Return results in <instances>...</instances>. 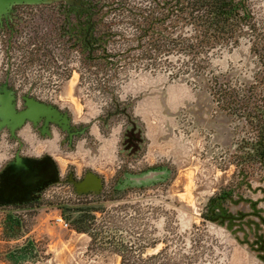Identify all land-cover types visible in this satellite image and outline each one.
Segmentation results:
<instances>
[{"label":"rangeland","instance_id":"374dc122","mask_svg":"<svg viewBox=\"0 0 264 264\" xmlns=\"http://www.w3.org/2000/svg\"><path fill=\"white\" fill-rule=\"evenodd\" d=\"M134 3L147 5L141 0ZM248 3L264 29V0ZM51 7L55 6L23 7L24 14L27 12L23 17L31 20L38 8ZM249 42L245 38L235 48L211 52L212 70L229 73L236 86L242 79H251L259 71ZM57 47L55 52L61 53ZM137 53L132 51L134 57L126 60V65L114 64L109 72L98 64L87 69L75 52L63 60L65 69L51 73V64L46 67L41 60L40 71L30 70L25 84H33L38 96L66 107L75 121L82 122L98 119L111 95L119 101L133 99V114L148 139L147 155L169 159L171 187L130 191L118 197L105 187L98 198L76 197L66 187L54 188L35 210L14 214L22 218V228L13 237L4 232L5 214L0 212V264H259L225 230L201 216L203 203L214 190L236 182V167L228 150L236 123L219 114L213 118L215 115L203 108L207 94L195 90L192 79L169 78L168 73L180 65L178 55L161 56L151 68L137 61ZM119 129L120 123L112 125V136L101 140L99 151L80 148L63 157L66 161L61 167L67 161L85 163L108 184L115 169L114 134ZM260 178L264 186V177ZM84 203L98 209L90 227L111 230L120 240L124 257L115 247L101 246L88 234L77 232L58 208ZM57 217L68 227L57 223ZM26 244H31L27 253L18 260L12 258L14 251ZM159 252V257L150 258Z\"/></svg>","mask_w":264,"mask_h":264},{"label":"flooded vegetation","instance_id":"af4514ba","mask_svg":"<svg viewBox=\"0 0 264 264\" xmlns=\"http://www.w3.org/2000/svg\"><path fill=\"white\" fill-rule=\"evenodd\" d=\"M78 1L77 5L63 2L57 8H38L31 20L23 17L27 13L23 7L50 4L14 5L0 14V123H4L0 127V212L5 214L4 224L11 220L21 224L22 218L14 214L35 210L54 188L66 187L76 197L98 198L105 187L116 197L130 191L171 187L169 159L155 157L153 161L147 155L148 139L133 114V99L120 102L111 95L98 119L82 122L75 121L66 107L38 96L36 86L25 84L30 70L40 71L41 60L46 67L51 64L50 73L55 72L64 68L66 62H62L71 52L87 69L95 64L103 66V60L92 61V18L82 0ZM56 47L61 53L55 52ZM93 53L104 52L95 49ZM203 106L215 115L213 118L219 114L236 123L228 150L237 176L235 183L214 190L205 199L201 216L225 230L259 264H264V186L260 184L264 164L238 158L246 134L235 115L220 110L212 98ZM118 123L120 129L114 134L115 169L108 184L84 161H67L61 167L63 157L80 148L99 151L101 140L112 136L110 129ZM77 187L93 188L77 192Z\"/></svg>","mask_w":264,"mask_h":264},{"label":"trees","instance_id":"16d2710c","mask_svg":"<svg viewBox=\"0 0 264 264\" xmlns=\"http://www.w3.org/2000/svg\"><path fill=\"white\" fill-rule=\"evenodd\" d=\"M248 1L141 0L147 5L139 7L134 0H82L92 18V61L103 60L104 71L109 72L114 64L126 65V60L134 57L130 55L132 51L138 52V62L151 68L156 67L161 56L169 59L178 55L180 65L168 73L169 78L182 82L192 79L195 90L207 94L220 110L235 115L246 134L238 158L264 164V29L258 27ZM63 5L56 2L48 6ZM245 38L250 41V54L259 72L236 86L229 73L216 74L212 70L209 55L218 49L235 48ZM95 49L104 53H93ZM115 59L119 61L114 63ZM88 204L58 208L77 232L88 234L101 246L115 247L120 253V240L111 230L90 227L98 209ZM21 228L19 222L11 220L5 224L4 232L13 237ZM30 245L16 249L12 258H22ZM159 255L161 252L150 258Z\"/></svg>","mask_w":264,"mask_h":264},{"label":"water","instance_id":"95a60500","mask_svg":"<svg viewBox=\"0 0 264 264\" xmlns=\"http://www.w3.org/2000/svg\"><path fill=\"white\" fill-rule=\"evenodd\" d=\"M56 2H64L68 5H77L79 4L78 0H0V14L6 13L14 5H48ZM7 107V106H6ZM3 118V117H2ZM4 120V119H3ZM4 126V123H0V127ZM93 187H77V192H86Z\"/></svg>","mask_w":264,"mask_h":264},{"label":"built area","instance_id":"2783aa9c","mask_svg":"<svg viewBox=\"0 0 264 264\" xmlns=\"http://www.w3.org/2000/svg\"><path fill=\"white\" fill-rule=\"evenodd\" d=\"M56 222L59 223V224H61L64 228H67L68 227V223L67 222H64L61 217H57L56 218Z\"/></svg>","mask_w":264,"mask_h":264}]
</instances>
